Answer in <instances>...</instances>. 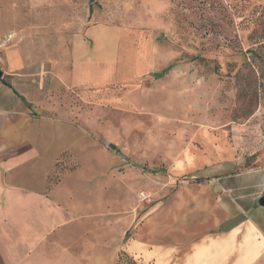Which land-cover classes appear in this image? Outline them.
I'll return each instance as SVG.
<instances>
[{
	"label": "rangeland",
	"instance_id": "1",
	"mask_svg": "<svg viewBox=\"0 0 264 264\" xmlns=\"http://www.w3.org/2000/svg\"><path fill=\"white\" fill-rule=\"evenodd\" d=\"M55 22L82 37L90 64L68 87L28 73L32 99L72 108L57 119L84 136L54 179L78 172L104 195L107 228L126 234L121 264H141L131 240L210 229L194 203L207 179L264 166V0H0V38Z\"/></svg>",
	"mask_w": 264,
	"mask_h": 264
},
{
	"label": "crops",
	"instance_id": "2",
	"mask_svg": "<svg viewBox=\"0 0 264 264\" xmlns=\"http://www.w3.org/2000/svg\"><path fill=\"white\" fill-rule=\"evenodd\" d=\"M61 27L23 26L0 55V264H116L126 239L107 228L104 195L100 200L98 189L90 193L89 180L67 171L54 179L60 156L84 136L57 119L71 122L72 108L62 115L54 100L32 99L27 81L36 66L61 86L82 83L87 48L81 36L59 34ZM55 123L74 135L58 132ZM206 182L209 195L194 203L200 208L196 219L209 221L210 229L179 232L176 243L172 232L163 233L160 243L129 241L128 251L141 264H264V166Z\"/></svg>",
	"mask_w": 264,
	"mask_h": 264
},
{
	"label": "built area",
	"instance_id": "3",
	"mask_svg": "<svg viewBox=\"0 0 264 264\" xmlns=\"http://www.w3.org/2000/svg\"><path fill=\"white\" fill-rule=\"evenodd\" d=\"M14 37H15V34L10 33L4 36L3 38H0V49L10 45L12 41L14 40Z\"/></svg>",
	"mask_w": 264,
	"mask_h": 264
},
{
	"label": "trees",
	"instance_id": "4",
	"mask_svg": "<svg viewBox=\"0 0 264 264\" xmlns=\"http://www.w3.org/2000/svg\"><path fill=\"white\" fill-rule=\"evenodd\" d=\"M166 69H169V67L168 68H166ZM121 257L119 256V258L117 259V262H116V264H121V261H122V259H120ZM132 262H129V264H131Z\"/></svg>",
	"mask_w": 264,
	"mask_h": 264
},
{
	"label": "water",
	"instance_id": "5",
	"mask_svg": "<svg viewBox=\"0 0 264 264\" xmlns=\"http://www.w3.org/2000/svg\"><path fill=\"white\" fill-rule=\"evenodd\" d=\"M2 76V72L0 71V77ZM112 147V146H111ZM262 205L264 206V197L262 198V201H261Z\"/></svg>",
	"mask_w": 264,
	"mask_h": 264
}]
</instances>
